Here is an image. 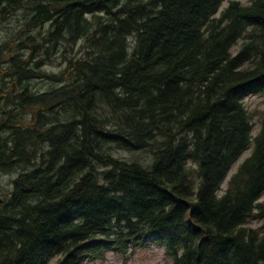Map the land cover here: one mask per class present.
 <instances>
[{
    "label": "trees",
    "instance_id": "16d2710c",
    "mask_svg": "<svg viewBox=\"0 0 264 264\" xmlns=\"http://www.w3.org/2000/svg\"><path fill=\"white\" fill-rule=\"evenodd\" d=\"M225 1L30 2L15 53L0 59V74L11 70L18 89L0 94V173L22 158L42 162L17 165L0 190V264H82L148 240L173 264H264V114L255 133L244 103L264 94V0H228L219 13ZM41 26L46 32L34 34ZM48 47L67 60L63 71L42 75L31 66L41 55L19 53ZM32 73L37 86L27 92ZM49 81L66 85L50 93L42 89ZM206 108L203 125L182 124L185 112ZM176 130L191 136L175 145ZM154 142L165 150L152 168L118 157ZM187 142L194 150L186 157ZM104 145L114 155L102 161L109 169L100 182L94 158Z\"/></svg>",
    "mask_w": 264,
    "mask_h": 264
},
{
    "label": "rangeland",
    "instance_id": "374dc122",
    "mask_svg": "<svg viewBox=\"0 0 264 264\" xmlns=\"http://www.w3.org/2000/svg\"><path fill=\"white\" fill-rule=\"evenodd\" d=\"M14 1H16V0H14ZM18 1L24 2V8L19 9L18 7H14L13 4L9 3V1L0 0V4H1L0 8H2V9H0V11H1L0 12V19L3 20V21L0 20V22H1V24H0V55L3 54V49L1 50V48H2V45L5 43H6V46L8 48L11 47V49H12L11 53L12 52L15 53L13 51L14 45H15L14 38L16 37L17 34H19L22 30L25 29L26 25L24 26L25 23H23V22L25 21L26 17L28 16L27 9H29L30 2L33 4V0H27V1L26 0H18ZM25 3L28 6H26ZM14 10H16V11H14ZM3 12L6 15L2 14ZM6 17L7 18L9 17L10 19L9 18L7 19ZM21 26H23V28H21ZM20 28H21V30H20ZM47 29H48L47 26L40 28V29L37 28V29H35L34 34H37L38 30H42V31H44L43 33H45V31ZM18 30H19V32H18ZM22 42L23 41H21V43ZM40 46H43V45H40ZM48 50H49V52L46 53ZM76 50L77 49H75V51ZM7 51H9V49ZM7 51H6V54H7ZM34 51L35 50H31L30 48H25L23 51H21L19 53L24 55L25 57H28L27 54L29 53L28 55L30 56V54H32ZM40 51L38 49V51H35L34 53L36 54V52H37L40 55L42 54L41 57H43L44 60L51 58V60H49L48 64L50 65V67H52V69L50 68L52 71L59 73L58 70L64 69L65 65L58 63V61L60 62V60H61L60 57H59V59H58V57H55V55H57V54L53 53V55H52L50 53V49H45L44 53H39ZM11 53L8 55V57L6 56V54L4 56H0V59L3 61H5L6 59H9L11 57ZM47 56H48V58H47ZM72 56L73 55L71 54V55H69L68 58H70ZM52 57H53V60H52ZM45 58H47V59H45ZM1 82L3 83V81H1ZM15 83L16 82H13V83L10 82L9 86L11 87V85H13ZM36 83H37V81L32 82V86L34 88H36V86H37ZM15 85H17V83ZM50 87H51V83H46V85L42 89L46 90ZM11 90H13V87H11ZM17 90L18 89L15 87V89L13 91H17ZM2 91L4 93H6L7 95H11L13 93L11 91H5V90H2ZM19 91H21V89ZM244 102H245V105H246L247 109L249 110L250 115L252 117V122L254 125V132L256 133V131L260 127L261 118L264 114V95L248 96V97H246ZM110 147H112V146H110ZM110 147H109V149H110ZM111 150H112L111 152L113 154L114 149L112 148ZM249 153H250L249 150L246 151L242 155L243 158L241 157L240 160H243L244 157L246 155H248ZM118 157H119V159L126 160V161H141L144 163H150L151 160L153 159V153L150 151V149H143V150H138V151L120 150L118 153ZM107 168H108L107 166H97V170H98V173L100 175V176H98V175L97 176L102 181H103V172H105L107 170ZM235 168H236V166L233 168L232 171H234ZM16 169L20 170V168L19 169L17 168V165L15 166V171H16ZM10 170H11V172L2 171L0 173V190L3 192H5L11 186V182L14 179V172H15L14 166L11 167ZM54 260H56V258L52 259L49 262V264H54V262H55ZM82 264H173V261H172V258L165 252V249L162 245L148 241L146 245L137 246L136 248H131L126 253L115 250L113 248H108L106 250L104 258H97V259L85 258L82 261Z\"/></svg>",
    "mask_w": 264,
    "mask_h": 264
},
{
    "label": "bare ground",
    "instance_id": "6f19581e",
    "mask_svg": "<svg viewBox=\"0 0 264 264\" xmlns=\"http://www.w3.org/2000/svg\"><path fill=\"white\" fill-rule=\"evenodd\" d=\"M4 1H11V0H4ZM27 1V0H26ZM104 1V0H103ZM36 2H39V0H34V3H36ZM63 3V2H62ZM21 4V3H20ZM22 4H24L23 2H22ZM26 4V3H25ZM29 4V3H28ZM38 3H36V4H32V5H34V6H32V7H35L36 5H37ZM47 4V3H46ZM61 4V3H60ZM1 5V4H0ZM3 6V5H2ZM5 6V5H4ZM18 6V5H17ZM26 6H28L27 4H26ZM66 6V5H65ZM216 6V5H215ZM9 7V6H8ZM60 7V6H59ZM7 8V7H6ZM0 9H2V8H0ZM31 9V8H30ZM30 9H27V10H30ZM6 10V9H5ZM33 10V9H32ZM70 10V9H69ZM53 11V10H52ZM1 12V11H0ZM26 12V11H25ZM29 12H31V11H29ZM33 12V11H32ZM148 12V11H147ZM159 12V11H158ZM218 12V11H217ZM52 13V12H51ZM229 13V12H228ZM231 13V12H230ZM2 14H4V15H6L4 12L2 13ZM31 14V13H30ZM27 15V14H26ZM29 15V14H28ZM138 15V14H137ZM206 16V15H205ZM4 17V16H3ZM10 17V16H9ZM8 17V18H9ZM7 18V17H6ZM7 18V19H8ZM207 18V17H206ZM10 19V18H9ZM29 19V18H28ZM154 19V18H153ZM1 20V19H0ZM136 20V19H135ZM1 21H3V20H1ZM5 21V20H4ZM0 24H1V22H0ZM30 24V23H29ZM56 24V23H55ZM197 25V24H196ZM212 25V24H211ZM25 26V25H24ZM30 26V25H29ZM45 27V26H44ZM23 28V27H22ZM26 28V27H25ZM40 28H42V26L40 27ZM39 28V29H40ZM48 28V27H47ZM129 28V27H128ZM132 28V27H131ZM209 28V27H208ZM234 28V27H233ZM19 29V28H18ZM225 29V28H224ZM21 30V29H20ZM229 30V29H228ZM59 31H61V30H59ZM139 31V30H138ZM226 31V30H225ZM234 31V30H233ZM18 32H19V30H18ZM37 32H39V30L37 31ZM46 32V31H45ZM193 32V31H192ZM195 32V31H194ZM231 33V32H230ZM148 34V33H147ZM196 34V33H195ZM216 34V33H215ZM20 35V34H19ZM201 35V34H200ZM207 35V34H206ZM93 36V35H92ZM211 36V35H210ZM221 36H223V35H221ZM204 39V38H203ZM220 39V38H219ZM235 39V38H234ZM15 41V40H14ZM32 41V40H31ZM34 41V40H33ZM36 41V40H35ZM34 41V42H35ZM191 41V40H190ZM23 43H24V41H23ZM28 43V42H27ZM6 44V43H5ZM34 44V43H33ZM224 44V43H223ZM241 45V44H240ZM37 46V45H36ZM189 46V45H188ZM252 46V45H251ZM29 47V46H28ZM196 47V46H195ZM9 48H11V47H9ZM8 48V49H9ZM33 48V47H32ZM219 48V47H218ZM21 49V48H20ZM31 49V48H30ZM47 49H50V48H47ZM221 49V48H220ZM252 49V48H251ZM2 50V49H1ZM19 50V49H18ZM40 50V49H39ZM30 51V50H29ZM36 51H38V50H36ZM190 51V50H189ZM35 52V51H34ZM44 53V52H43ZM47 53V52H46ZM222 53H224V52H222ZM226 53H227V51H226ZM225 53V54H226ZM243 53V52H242ZM247 53V52H246ZM251 53V52H250ZM12 54H13V52H12ZM29 54V53H28ZM27 54V56H29ZM214 54V53H213ZM215 54H216V52H215ZM36 55H37V52H36ZM40 55V54H39ZM42 55V54H41ZM53 55V54H52ZM71 55V54H70ZM239 55V54H238ZM237 55V56H238ZM0 56H4L3 54L2 55H0ZM21 56V55H20ZM55 57H57V55H55ZM239 57V56H238ZM34 58V57H33ZM47 58H48V56H47ZM47 58H45V59H47ZM62 58H64V57H62ZM3 59V58H2ZM17 59H19V58H17ZM22 59V58H21ZM51 59V58H50ZM57 59V58H56ZM58 59H59V57H58ZM61 59V58H60ZM247 59V58H246ZM10 60V59H9ZM52 60H53V57H52ZM65 60V59H64ZM229 60V59H228ZM35 61H37L38 62V64H36V65H31V66H33L34 68H35V71L36 72H43V70L45 71V72H50V73H56V72H54V71H52L51 69H52V67H50V65L48 64L49 63V59H47V60H44L43 59V57H41V56H39V57H37L36 58V60ZM56 61V60H55ZM54 61V62H55ZM69 62V61H68ZM3 63V62H2ZM1 63V64H2ZM26 63V62H25ZM34 63V62H33ZM58 63H60L59 61H58ZM12 64V63H11ZM18 64H20V63H18ZM24 64V63H23ZM22 64V65H23ZM52 64V63H51ZM241 64V63H240ZM62 65H65V67H66V65H67V60H66V63H64V62H62ZM69 65V64H68ZM11 66V65H10ZM21 66V65H20ZM27 66V65H26ZM54 66V65H53ZM242 66V65H241ZM250 66V65H249ZM9 66L7 65V68H8ZM17 67V66H16ZM65 67H64V69H65ZM212 67V66H211ZM13 68V67H12ZM51 68V69H50ZM19 69V68H18ZM64 69H61V70H58V72H61V71H63ZM253 69V68H252ZM4 70V69H3ZM209 70V69H208ZM251 70V69H250ZM15 71V70H14ZM221 72V71H220ZM15 73V72H14ZM39 73H37V74H39ZM66 73V72H65ZM89 73V72H88ZM218 73V72H217ZM12 74H13V72L10 70H6V72H3L2 74H0V94H1V92H2V90H5V91H12L11 90V87L9 86V83L10 82H14L15 80L13 79V77H12ZM44 73H42V75H43ZM68 74V73H67ZM67 74H66V76H67ZM75 74V73H74ZM207 74V73H206ZM220 74V73H219ZM15 75H16V73H15ZM27 75V74H26ZM56 75V74H55ZM65 75V74H64ZM70 74H68V76H69ZM202 75V74H201ZM203 75H205V74H203ZM222 75V74H221ZM47 76H53V74L52 75H48L47 74ZM61 76V75H60ZM67 76V77H68ZM75 76H77V75H75ZM211 76V75H210ZM21 77V76H20ZM38 77V75H36V74H34V73H32V75H31V77H29V78H31L32 79V81H28V80H26L25 82H26V84H27V88H26V90H27V92L29 91V90H34L35 88L32 86V82L33 81H36V78ZM57 77H59V76H57ZM61 77H63V75L61 76ZM65 77V76H64ZM64 77H63V79H64ZM79 77V76H78ZM202 77V76H201ZM34 78V79H33ZM53 78V77H52ZM52 78H50V79H52ZM61 79V78H60ZM81 79V78H80ZM84 79V78H83ZM201 79V78H200ZM204 79V78H203ZM215 79V78H214ZM13 80V81H12ZM76 80H78V79H74L72 76H70V83L71 82H76ZM1 81H3V83L1 82ZM126 81V80H125ZM191 81V80H190ZM210 81V80H209ZM213 81V80H212ZM222 81V80H221ZM50 82V81H49ZM51 83V82H50ZM16 84V83H15ZM15 84H13V85H11L12 87H14L15 86ZM185 84V83H184ZM203 84V83H202ZM64 85H66V83L65 84H57V83H55V82H52L51 83V87L50 88H48V89H46V90H44V91H48V92H52V91H55L56 89H60V87H62V86H64ZM186 85H188V84H186ZM185 85V86H186ZM192 85H194L193 83H192ZM83 86V85H82ZM195 86V85H194ZM197 86V85H196ZM81 87V86H80ZM188 87V86H187ZM194 88V87H193ZM201 88V87H200ZM185 89H186V87H185ZM190 89V88H189ZM192 89V88H191ZM190 89V90H191ZM21 91H22V89H21ZM186 91V90H185ZM213 91V90H212ZM214 91H215V89H214ZM193 92V91H192ZM54 93V92H53ZM56 93V92H55ZM64 93V92H63ZM76 93V92H75ZM185 95H187L186 93H185ZM189 95V94H188ZM2 96V95H1ZM25 96V95H24ZM5 97V96H4ZM10 97L12 98V94L10 95ZM207 97V96H206ZM222 97V96H221ZM7 98V97H6ZM36 98V97H35ZM17 99V98H16ZM220 99V98H219ZM221 99H223V98H221ZM15 100V99H14ZM13 100V101H14ZM19 100V99H18ZM0 101L2 102V101H4V98L2 97V99L0 98ZM6 101V100H5ZM10 101V100H9ZM74 101V100H73ZM39 102V101H38ZM66 102V101H65ZM227 102V101H226ZM67 103V102H66ZM20 104V103H19ZM185 104V103H184ZM3 105V104H2ZM5 105V104H4ZM10 105V104H9ZM27 105V104H26ZM134 105H136V104H134ZM190 105V104H189ZM1 106V105H0ZM14 106V104H12L11 103V107H13ZM7 107V106H6ZM55 107V106H54ZM10 108V107H9ZM8 108V109H9ZM136 108V107H135ZM23 109V108H22ZM58 109V108H57ZM139 109H142V108H139ZM186 109H187V107H186ZM208 108H206V109H204V110H201V111H199V110H197V111H191V109H190V113L188 112V114L185 112V114H184V116H182V119H181V122H184V121H186V118H188L187 120H189L190 121V119L192 118V121H193V118L195 119V122H200V123H202L200 120L199 121H197V119L198 118H200V117H198V115H200V113L201 112H203V111H205V110H207ZM138 110V109H137ZM174 110V109H173ZM188 110V109H187ZM208 110H210V109H208ZM8 111V110H7ZM25 111H26V108H25ZM28 111V110H27ZM26 111V112H27ZM140 111V110H139ZM182 111V110H181ZM211 111V110H210ZM21 112H22V110H21ZM21 112H19V113H21ZM24 112V111H23ZM165 112V111H164ZM209 112V111H208ZM214 112V111H213ZM175 113V112H174ZM210 113V112H209ZM208 113V114H209ZM0 114H1V112H0ZM11 114V113H10ZM18 114V113H17ZM177 114V113H176ZM208 114H207V116H208ZM15 115V114H14ZM2 116V115H1ZM5 116V115H4ZM34 116V115H33ZM154 116V115H153ZM204 116V115H203ZM152 117V116H151ZM158 117V116H157ZM201 117H202V115H201ZM210 117V116H209ZM212 117V116H211ZM23 118V117H22ZM96 118V117H95ZM206 118V117H205ZM1 119V118H0ZM207 119V118H206ZM209 119H211V118H209ZM214 119V118H213ZM151 120V119H150ZM154 120V119H153ZM152 120V121H153ZM160 120V118H158L157 119V121H159ZM201 120H202V118H201ZM22 121V120H21ZM174 121V120H173ZM204 121V120H203ZM1 122L2 121H0V132H2L3 130H5L4 129V127L2 126V124H1ZM43 122V121H42ZM206 122V121H205ZM209 122V121H208ZM207 122V123H208ZM29 123V122H28ZM189 123H191V122H184V123H182L183 125H187V124H189ZM209 123H211V122H209ZM208 123V124H209ZM42 125V124H41ZM70 125V124H69ZM200 125V124H199ZM201 125H203V123L201 124ZM199 126V127H202V126ZM5 126V125H4ZM12 126V125H11ZM189 126H191V125H189ZM198 126V125H197ZM204 126H205V124H204ZM187 127V126H186ZM193 127V126H192ZM195 127V126H194ZM230 127V126H229ZM8 128V127H7ZM47 128V127H46ZM182 128V127H181ZM227 128H228V124H227ZM185 129V128H184ZM196 129V128H195ZM231 129V128H230ZM178 130V129H177ZM175 131L176 132V135L174 136V139H173V141H174V144L175 145H179V144H181V143H184L185 142V137H189L190 138V136H189V133L188 132H185V133H181L183 130H181V131ZM191 130V129H190ZM198 130V129H197ZM6 132V131H5ZM177 132H178V134H177ZM197 132V131H196ZM7 133V132H6ZM20 133V132H19ZM22 133V132H21ZM63 133V132H62ZM194 133V132H193ZM199 133V132H198ZM5 134V133H4ZM16 135V134H15ZM24 135V134H23ZM57 135V134H56ZM194 135V134H193ZM2 140H3V133H2ZM7 135H5L4 137H6ZM59 137H61V138H63V136L64 135H62V134H60V135H58ZM25 138V137H24ZM0 139V140H1ZM8 139V138H7ZM21 139H23V137H21ZM160 139H162L163 141H166V139H164V138H162V137H160ZM40 140V139H39ZM5 141H6V139H5ZM11 141H13V140H11ZM20 141V140H19ZM210 141H211V139L208 141V143H207V147H206V150H208L209 151V145H210ZM213 141V140H212ZM44 142V144H45V141H43ZM43 142H40L39 144H41L42 145V143ZM215 142V141H214ZM214 142H213V144H214ZM48 143V142H47ZM161 143H162V141H161ZM3 144V143H2ZM23 144V143H22ZM158 144V143H157ZM39 146L37 149L39 150V151H42L43 149H42V146ZM46 145V144H45ZM142 145V144H141ZM185 145H187V150L189 151L188 153H186V157L189 155V154H192V152H193V150H194V147L192 146V143L191 144H189L188 142L187 143H185ZM38 146V145H37ZM36 146V147H37ZM105 147H104V149H106V150H104L101 154V156L99 157H97L96 156V158H94L95 160H97L98 162H101V163H95L96 165H100V166H105V165H103V163H102V161H104V160H107V159H109V158H111V155H113L111 152H110V150H107V146L106 145H104ZM46 147V146H45ZM54 147V146H53ZM103 147V146H102ZM140 147H142V146H140ZM35 149V148H34ZM37 149H35V150H37ZM147 149H150V151L153 153V159L151 160V162L150 163H144V162H141V161H128V162H131V163H134V162H136V163H139L143 168H146V169H149V168H152L153 166L152 165H155L154 163H156L155 161H156V158H157V155H155V153L156 152H159V151H161V150H165V148L163 147V145L162 146H160L159 148H158V146L157 145H155V142H154V144L153 145H151V146H148V148ZM173 147L171 148V146L169 147V151L170 152H172L173 150ZM24 150V149H23ZM34 150V151H35ZM38 150H37V152H38ZM95 150V149H94ZM102 150V149H101ZM138 150H143V148L142 149H138ZM34 151H33V153H34ZM45 151V150H44ZM48 151V150H47ZM46 151V152H47ZM136 151V150H135ZM43 152V151H42ZM98 153H100V152H98ZM32 154V153H31ZM52 154V153H51ZM96 154V153H95ZM175 154V153H174ZM173 154V155H174ZM22 155H24V154H22ZM46 155V154H45ZM48 155V154H47ZM30 156V155H29ZM40 156V155H39ZM110 156V157H109ZM191 156V155H190ZM37 157V156H36ZM36 157H34L33 158V156H32V159L30 160V161H23V158H22V160L21 161H18L19 163L17 164L16 163V165H18V166H21V167H35L36 165H39L40 164V159L39 158H36ZM46 157V156H45ZM48 157H49V155H48ZM94 157H95V155H94ZM109 157V158H108ZM175 157V156H174ZM174 157H172V158H174ZM192 157H193V155H192ZM27 158V157H26ZM47 158V157H46ZM45 158V159H46ZM243 158V157H242ZM29 159V158H28ZM44 159V158H43ZM53 159V158H52ZM185 159H187V158H185ZM193 159V158H192ZM25 160V159H24ZM50 160H51V158H50ZM194 160V159H193ZM17 161V160H16ZM52 161V160H51ZM42 162V161H41ZM46 162V161H45ZM48 162V161H47ZM47 162H46V164H47ZM92 162V161H91ZM197 162V161H196ZM7 163H9V162H7ZM198 164V163H197ZM41 165V164H40ZM228 165H230V164H228ZM43 166V165H42ZM41 167V166H40ZM227 168V167H226ZM255 169V168H254ZM253 170V169H252ZM221 173H223V172H221ZM252 173V172H251ZM250 173V174H251ZM96 174V176L98 175V176H100L99 175V173L98 172H96L95 173ZM234 175V174H233ZM97 176V178H98V180L100 181V182H103L104 181V179H103V181L99 178ZM240 176V175H239ZM251 176V175H250ZM249 176V177H250ZM252 176H254V175H252ZM251 176V177H252ZM249 177H248V179H249ZM232 178V177H231ZM241 178V177H240ZM239 178V179H240ZM236 181V180H235ZM242 181V180H241ZM244 181V180H243ZM242 181V182H243ZM254 181V180H253ZM247 184V183H246ZM250 184H252V183H250ZM262 186V185H261ZM201 187V186H200ZM213 187V186H212ZM234 187V186H233ZM252 187H253V185H252ZM228 188V187H227ZM236 189V188H235ZM246 188H244V190H245ZM227 190V189H226ZM210 192V191H209ZM208 192V193H209ZM220 192V191H219ZM207 194V193H206ZM205 194V195H206ZM243 195V194H242ZM230 196V195H229ZM213 197V196H212ZM220 198V197H219ZM213 199V198H212ZM216 199V198H215ZM234 199H236V198H234ZM238 199V198H237ZM217 200H219V199H217ZM221 200V199H220ZM249 200V199H248ZM216 201V200H215ZM234 201H236V200H233V202ZM237 201H239V199L237 200ZM220 202H222L223 203V200L222 201H220ZM225 202V201H224ZM232 202V203H233ZM252 203V202H251ZM254 203V202H253ZM257 203V202H256ZM218 204H220V203H218ZM234 204V203H233ZM247 204H248V202H247ZM221 205V204H220ZM230 205V204H229ZM249 205V204H248ZM228 206V205H227ZM245 206H246V204H245ZM244 206V207H245ZM240 209V208H239ZM241 211V210H240ZM192 212V211H191ZM250 213H251V211H249ZM247 213V212H246ZM188 214H189V212H188ZM192 214V213H191ZM254 214V213H253ZM245 216V215H244ZM246 217V216H245ZM259 218H261V217H259ZM214 220V219H213ZM237 220V219H236ZM211 221V220H210ZM240 222V221H239ZM264 222V221H263ZM214 226V225H213ZM186 227V226H185ZM219 227V226H218ZM187 229H188V227H186ZM204 229H205V227H204ZM217 229V228H216ZM232 230V229H231ZM264 230V229H263ZM187 231V230H186ZM208 231V230H207ZM229 231V230H228ZM234 231V230H233ZM232 231V232H233ZM242 231V230H241ZM193 232V231H192ZM220 232V231H219ZM237 233V232H236ZM244 233H245V231H244ZM211 234H213V233H211ZM222 234V233H221ZM223 235H225V234H223ZM234 235V234H233ZM242 235V234H241ZM213 236H215V235H213ZM251 236V235H250ZM253 236V235H252ZM201 237V236H200ZM215 238V237H214ZM227 238V237H226ZM257 238V237H256ZM255 238V239H256ZM239 239V238H238ZM244 239V238H243ZM212 240V239H211ZM240 240V239H239ZM257 240V239H256ZM218 241V240H217ZM221 241V240H220ZM238 242V241H237ZM236 242V243H237ZM205 243V242H204ZM199 244V243H198ZM238 244V243H237ZM257 244V243H256ZM95 245V244H94ZM242 245V244H241ZM259 245V244H258ZM200 246V245H199ZM212 246V245H211ZM257 246V245H256ZM258 247V246H257ZM64 248V247H63ZM239 248V247H238ZM255 249V248H254ZM63 250V249H62ZM237 250V249H236ZM235 250V251H236ZM217 252V251H216ZM220 252H222V251H220ZM233 252H234V250H233ZM81 253V252H80ZM213 253V252H212ZM215 254V253H214ZM219 254V253H218ZM206 255V254H205ZM227 255H229V254H227ZM232 254H230V256H231ZM235 255V253L233 254V256ZM237 255V254H236ZM227 257V256H226ZM226 257H224V258H226ZM229 257V256H228ZM56 258V257H55ZM233 258V257H232ZM225 260V259H224ZM223 260V261H224ZM229 260H231V259H229ZM55 261V260H54ZM231 261H233V260H231ZM235 261V260H234ZM239 263H241V262H239ZM49 264V263H48ZM245 264H247V263H245Z\"/></svg>",
    "mask_w": 264,
    "mask_h": 264
},
{
    "label": "flooded vegetation",
    "instance_id": "af4514ba",
    "mask_svg": "<svg viewBox=\"0 0 264 264\" xmlns=\"http://www.w3.org/2000/svg\"><path fill=\"white\" fill-rule=\"evenodd\" d=\"M8 12V11H7ZM6 12V13H7ZM2 49H3V55H5L6 54V51L8 50V47L6 46V44H3L2 45ZM11 51H12V49L11 48H9V51H7V54H6V56L8 57V55L11 53Z\"/></svg>",
    "mask_w": 264,
    "mask_h": 264
}]
</instances>
